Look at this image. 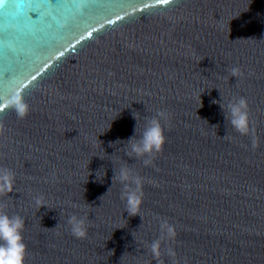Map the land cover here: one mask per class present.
Returning a JSON list of instances; mask_svg holds the SVG:
<instances>
[{
    "label": "water",
    "instance_id": "95a60500",
    "mask_svg": "<svg viewBox=\"0 0 264 264\" xmlns=\"http://www.w3.org/2000/svg\"><path fill=\"white\" fill-rule=\"evenodd\" d=\"M217 88L225 106L247 100L254 137L211 103ZM18 94L23 119L8 106ZM133 111L138 132L167 114L149 166L109 146L134 135ZM0 124V167L16 174L4 202L25 219L26 264H157L150 245L165 220L177 235L162 241L164 264H264V0H3ZM122 165L143 178V219L112 183ZM71 215L87 218L85 238Z\"/></svg>",
    "mask_w": 264,
    "mask_h": 264
},
{
    "label": "clouds",
    "instance_id": "9594fccd",
    "mask_svg": "<svg viewBox=\"0 0 264 264\" xmlns=\"http://www.w3.org/2000/svg\"><path fill=\"white\" fill-rule=\"evenodd\" d=\"M229 72L233 77L241 75L239 68H231ZM217 89L220 92L221 99H213L211 103L219 105L222 113H224L225 120L237 133L241 135L252 134L254 137L255 129L250 125L247 100L244 97H239L225 106L223 93L219 88ZM200 104L203 107L201 97ZM8 106L21 119L26 117L30 111V106L23 94L12 95L8 100ZM139 114L138 111L132 112V117L137 122L134 127V135L127 140L117 139L116 141H110L109 146L126 145L128 148L127 155L130 158H142L143 164L149 166L152 164L155 154L162 152L166 144L165 130L161 121L167 120V114L163 111L157 112L154 117L148 119L146 126L138 132L140 124ZM2 131L3 125L0 124V132ZM256 146V140L253 139V147ZM100 158L103 159L102 157ZM102 169H104L103 166L96 172L97 179L101 182L106 175V171L103 177L98 176L97 173ZM113 172V185L117 182L123 185L121 199L125 201V212H127L129 217L140 216L143 219L141 215L144 195L143 178L134 174L133 169L127 165H122L114 169ZM14 191H16V174L10 168L0 167V264H26L27 246L23 237L25 219L19 214L10 215L7 211L8 205L4 202V198H11L8 194ZM34 203L39 210L42 207L52 209L45 204L41 197H35ZM61 215L62 213H60ZM86 219V217L80 218L76 215H71L68 218L67 224L70 226L71 234L74 237L82 239L87 236ZM160 232L161 237L151 242L150 252L157 264H164L162 259L164 253L161 251L162 241L164 239L174 240L177 233L175 226L166 220L160 223ZM167 255L174 258L176 253L172 248H168Z\"/></svg>",
    "mask_w": 264,
    "mask_h": 264
},
{
    "label": "snow or ice",
    "instance_id": "6c2138e0",
    "mask_svg": "<svg viewBox=\"0 0 264 264\" xmlns=\"http://www.w3.org/2000/svg\"><path fill=\"white\" fill-rule=\"evenodd\" d=\"M161 3L163 4H168L170 2V0H160ZM3 3V0H0V4ZM89 35H91V33H89Z\"/></svg>",
    "mask_w": 264,
    "mask_h": 264
}]
</instances>
